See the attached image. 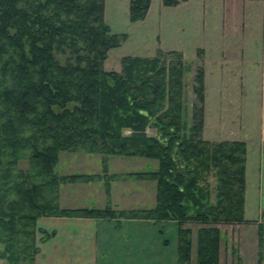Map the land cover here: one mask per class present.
<instances>
[{
	"label": "trees",
	"instance_id": "obj_1",
	"mask_svg": "<svg viewBox=\"0 0 264 264\" xmlns=\"http://www.w3.org/2000/svg\"><path fill=\"white\" fill-rule=\"evenodd\" d=\"M151 3L130 0L131 20H143ZM105 5L0 0V259L34 264L40 216L140 217L177 223L179 264H220L222 224L249 221L247 142L204 137L203 70L196 76L198 104L188 125L181 59L123 56L120 70L106 69L110 50L127 34L112 31ZM151 125L156 134L148 132ZM65 150L101 153L104 160L112 154L156 159L154 169L128 172L156 181L155 204L64 206L63 183L102 178L109 188L116 177L107 165L104 173H61ZM188 221L202 225L195 233Z\"/></svg>",
	"mask_w": 264,
	"mask_h": 264
},
{
	"label": "rangeland",
	"instance_id": "obj_2",
	"mask_svg": "<svg viewBox=\"0 0 264 264\" xmlns=\"http://www.w3.org/2000/svg\"><path fill=\"white\" fill-rule=\"evenodd\" d=\"M129 6L130 0H106V22L113 32L127 34V37L119 47L110 50L104 67L120 70L123 56L162 55L167 63L170 59L175 62L181 59L184 67V117L188 125L193 122L198 104L195 86L199 83L196 76L203 70L206 95L204 137L223 140L255 136L262 123L264 99V0H179L176 5H166L164 0H152L146 17L138 21L131 20ZM125 132L129 133L130 129ZM148 132L156 134L157 128L148 126ZM103 156L85 150L60 153L58 167L61 173H104V166L107 165L108 174H116L109 188L102 178L63 183L60 200L64 206H105L108 202H114L120 208L133 209L155 204L156 181L138 178L128 172L154 169L158 164L156 159L112 154L104 160ZM27 165V159L21 161L22 167ZM209 180L213 185L216 183L213 176H209ZM247 192L252 200L251 190L246 188V195ZM255 212L252 201L246 209V216L255 217ZM125 218H114V221ZM153 223L159 227L156 230V225H148L154 229V233L166 231L171 237L175 235L178 238L175 221L165 219ZM162 223L165 224L163 227ZM186 225L196 233L202 224L188 221ZM222 227L226 234L240 236L237 238L241 241L247 240L248 248L243 255L238 252L239 249L234 250L238 239L223 240L220 264H257L259 259L260 264L264 263L263 227L261 230L253 220L241 226L227 223ZM232 227L236 229L231 230ZM170 250H173V242ZM0 264L7 262L0 259Z\"/></svg>",
	"mask_w": 264,
	"mask_h": 264
},
{
	"label": "crops",
	"instance_id": "obj_3",
	"mask_svg": "<svg viewBox=\"0 0 264 264\" xmlns=\"http://www.w3.org/2000/svg\"><path fill=\"white\" fill-rule=\"evenodd\" d=\"M262 32L264 46V15ZM261 111V127L255 136L243 140L247 142L248 149L247 190H251L252 197L251 200L247 192L246 209L254 201L256 211L255 217L246 218L264 229V99ZM112 204L119 207L114 202ZM153 222L144 218L114 221L88 216H40L37 219L39 251L35 255L34 264H177V236L171 237L170 233L161 230L154 233V229L148 227L149 224L155 226ZM243 223L246 222L237 223V226ZM164 225L162 223L161 226ZM155 229L159 230V227L156 225ZM237 237L240 236L226 234V239L230 241L239 240ZM259 238L257 253L261 251ZM226 239L224 241L227 242ZM172 242L173 250H170ZM246 242L239 240L234 250L239 249L238 252L245 255L244 251L248 248Z\"/></svg>",
	"mask_w": 264,
	"mask_h": 264
}]
</instances>
